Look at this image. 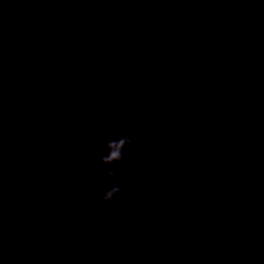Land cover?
<instances>
[{
    "label": "water",
    "instance_id": "obj_1",
    "mask_svg": "<svg viewBox=\"0 0 264 264\" xmlns=\"http://www.w3.org/2000/svg\"><path fill=\"white\" fill-rule=\"evenodd\" d=\"M0 264H264V0H0Z\"/></svg>",
    "mask_w": 264,
    "mask_h": 264
},
{
    "label": "clouds",
    "instance_id": "obj_2",
    "mask_svg": "<svg viewBox=\"0 0 264 264\" xmlns=\"http://www.w3.org/2000/svg\"><path fill=\"white\" fill-rule=\"evenodd\" d=\"M68 75L71 81L76 84L81 81L84 73L80 68H75ZM104 79V73L100 71L98 77L91 82V86L99 87L103 85ZM89 88V83H82L81 92L87 93ZM100 97L96 107L105 109L108 106L109 92L107 90L101 91ZM97 131L105 137L103 143L97 149V161L105 166L103 169V186L98 191L97 198L101 202H108L124 188V180L119 178L120 168L116 165L127 161L137 145L128 132L113 131L106 126V122L98 125Z\"/></svg>",
    "mask_w": 264,
    "mask_h": 264
}]
</instances>
